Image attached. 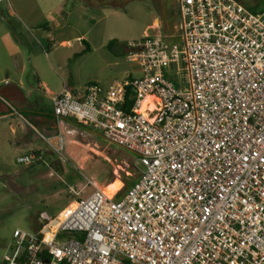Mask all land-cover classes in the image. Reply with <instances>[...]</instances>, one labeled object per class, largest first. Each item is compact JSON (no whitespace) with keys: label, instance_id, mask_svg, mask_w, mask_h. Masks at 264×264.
Here are the masks:
<instances>
[{"label":"built area","instance_id":"obj_1","mask_svg":"<svg viewBox=\"0 0 264 264\" xmlns=\"http://www.w3.org/2000/svg\"><path fill=\"white\" fill-rule=\"evenodd\" d=\"M177 1L176 35L124 46L139 76L52 98L58 152L93 127L134 154L137 179L108 197L113 178L83 175L57 223L15 229L0 264H264V8Z\"/></svg>","mask_w":264,"mask_h":264},{"label":"rangeland","instance_id":"obj_2","mask_svg":"<svg viewBox=\"0 0 264 264\" xmlns=\"http://www.w3.org/2000/svg\"><path fill=\"white\" fill-rule=\"evenodd\" d=\"M46 1H0V113L7 112L4 118L0 115V263L11 250L15 229L37 233L42 215L55 218L65 205L80 198L70 194L69 189H81L86 184L83 175L102 182L113 178L104 187L109 197L122 182L131 184L137 179L140 166L134 154L108 143L99 131L101 137L79 130L69 137L64 151L58 152L51 119L52 98L65 83L82 90L91 82L107 87L127 73L139 76L137 63L129 62L125 52L114 54L115 47H124L146 35H176L180 21L177 0ZM238 1L249 11L264 8V0ZM55 7L68 15V24L59 33L54 32L55 37L70 40L69 45L57 46V40L55 48L43 50L40 44L23 40L20 53L9 55L2 36L6 32L25 33L31 22L43 24L49 9ZM75 14L91 27L86 43L73 40L81 27L73 25ZM111 41L116 44L113 49L107 47ZM86 46L90 53L80 57L76 65L74 57L69 59L68 68H58L56 60L63 61L72 50ZM3 65L9 70L2 69ZM183 79L182 74L176 76L175 84L181 86ZM6 86L24 99V105L2 92ZM33 111L40 112L39 118ZM32 154L40 159L18 162L19 157ZM91 190L86 186L82 192L87 195Z\"/></svg>","mask_w":264,"mask_h":264},{"label":"crops","instance_id":"obj_3","mask_svg":"<svg viewBox=\"0 0 264 264\" xmlns=\"http://www.w3.org/2000/svg\"><path fill=\"white\" fill-rule=\"evenodd\" d=\"M44 2H47L46 0H43ZM40 6V5H38ZM79 8V6H77ZM81 9V7L79 8ZM49 14H47L49 17L47 20L45 21L43 24H40L41 22H31L30 23V28H26L27 31H25V33L22 34H16V33H10V32H6L3 36H2V40L5 43V46L8 50L9 55H13V54H19L20 53V47L19 44L24 40V41H29V42H33V43H37L40 44L41 48L43 50L47 49H52V47L55 48L56 46V42H57V38L55 37L54 32H58L62 29H64L65 25L68 24V15H64L63 13H66L65 11H63L61 8L59 7H55L53 10L48 11ZM72 13V12H70ZM44 17V16H43ZM74 23L73 25L76 26L77 28L80 27V33L78 36L74 37L73 40H76L77 42L79 41H83V42H87L86 39L87 37L90 35V31H91V27L87 25V22H81L80 16H77L75 14V18L73 19ZM156 25V23H155ZM24 32V31H23ZM62 34V32L60 33ZM61 37V36H59ZM44 42V43H43ZM70 40L65 39V38H60V40H58V44L57 46H68L69 45ZM52 46V47H50ZM84 48L78 49V50H72L71 52H69L68 54H66V58L61 61V60H56V63H58V68L62 69V68H68L69 67V59L70 58H74V56L78 53H80L81 51H83ZM115 53L114 54H118V53H122L124 54L125 52V47L121 46V45H117L115 47ZM90 52H86V54H89ZM86 54H82L80 56H77V58L75 59V61L73 62V64L78 63L80 60V57L85 56ZM55 57H57L56 55H54ZM73 64L71 65L72 68ZM50 67L52 68V65L50 64ZM2 69L4 70H9L7 65H3ZM131 74H126L125 76H121V80H114L116 82H123L127 79H129L131 76ZM8 77H6L5 80H7ZM65 83V82H64ZM43 84L46 86V83L43 82ZM67 83L64 84V86ZM110 85V84H109ZM63 86V88H64ZM67 88L76 96L80 97L85 93L86 87L82 90H76L73 88L72 85L67 84L66 85ZM108 86V85H107ZM47 87V86H46ZM106 87V86H104ZM62 88V89H63ZM61 89V90H62ZM50 93H53L52 91H50L49 89H47ZM60 90V91H61ZM59 91V92H60ZM2 92L10 97L15 99L16 103H20V105H24V99L17 95L16 92L13 90V88L6 86L2 88ZM58 92V93H59ZM57 93V94H58ZM56 95V94H55ZM6 105H8L10 107V105L7 103ZM9 112L11 113V110H9ZM0 115L4 118L7 116V112H1ZM39 118V117H38Z\"/></svg>","mask_w":264,"mask_h":264},{"label":"trees","instance_id":"obj_4","mask_svg":"<svg viewBox=\"0 0 264 264\" xmlns=\"http://www.w3.org/2000/svg\"><path fill=\"white\" fill-rule=\"evenodd\" d=\"M115 46H116V44H115V42H113V41H111V42H109V43L107 44V47H108L109 49H113ZM88 50H89V47L86 46V47L83 49V51H81L80 53L76 54L74 57H77V56H80V55H82V54H85ZM131 95H132V92L129 91L128 94H127V96H126V108L129 107V106L131 105V103H132ZM33 113H35V114L37 115L36 117H39L38 114H40V112L33 111ZM51 119H52V121H53V126H54V127H53V129H54L53 131L56 133L55 130H57V127H56V120H55V117H54L53 111H52ZM78 125H79L83 130L91 131V132H93V133H95V134H97L98 136L101 137V135H100L98 132H96L97 130L94 129L93 127L86 126V125H82V124H78ZM40 228H41V225H40Z\"/></svg>","mask_w":264,"mask_h":264},{"label":"water","instance_id":"obj_5","mask_svg":"<svg viewBox=\"0 0 264 264\" xmlns=\"http://www.w3.org/2000/svg\"><path fill=\"white\" fill-rule=\"evenodd\" d=\"M57 221H58V219H57V218H54V219L52 220V224H56ZM40 223H41L42 225H46V220L43 219L42 216L40 217ZM48 229H49V228H48L47 226H45L44 229H43L42 231H45V230H48Z\"/></svg>","mask_w":264,"mask_h":264},{"label":"bare ground","instance_id":"obj_6","mask_svg":"<svg viewBox=\"0 0 264 264\" xmlns=\"http://www.w3.org/2000/svg\"><path fill=\"white\" fill-rule=\"evenodd\" d=\"M149 100H150L149 97H147V98L144 100V102H143V107H144L145 103H147ZM106 195H107V194H106ZM107 196H108V195H107ZM108 197H109V196H108ZM72 205H74V204H72ZM55 228H56V226H53V227H51V230L54 231Z\"/></svg>","mask_w":264,"mask_h":264}]
</instances>
